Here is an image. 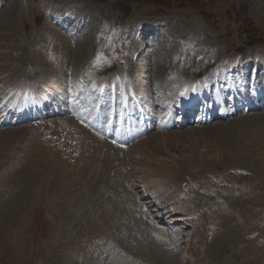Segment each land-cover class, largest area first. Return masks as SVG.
<instances>
[{
  "label": "rangeland",
  "instance_id": "obj_1",
  "mask_svg": "<svg viewBox=\"0 0 264 264\" xmlns=\"http://www.w3.org/2000/svg\"><path fill=\"white\" fill-rule=\"evenodd\" d=\"M262 65L264 0H0V264H264ZM184 82L225 116L180 125Z\"/></svg>",
  "mask_w": 264,
  "mask_h": 264
},
{
  "label": "bare ground",
  "instance_id": "obj_2",
  "mask_svg": "<svg viewBox=\"0 0 264 264\" xmlns=\"http://www.w3.org/2000/svg\"><path fill=\"white\" fill-rule=\"evenodd\" d=\"M254 60H256V58H254ZM260 62H261V60H260ZM120 76V75H119ZM132 76V75H131ZM117 77V76H116ZM128 77H130L129 75H128ZM82 78V77H81ZM119 78V77H118ZM88 79V78H87ZM87 79H85V80H83V83H86V82H89ZM215 80V79H214ZM91 81V80H90ZM114 81L115 80H112V79H110V81L108 82V86H106L105 87V90H107V89H111V92H114L115 90H117V87L118 86H116V85H114ZM119 85L121 86V89H119V87H118V89L120 90V92H121V96H122V101H123V103H125L124 105H128V106H130V102H127L126 100H128V98H130V99H134L135 98V96H136V94H135V92H134V90H133V86L131 85V78H122L121 76H120V79H119ZM110 86V87H109ZM182 87L179 89L180 90V94H181V97H183V101H186V97H185V95L186 94H188V93H186V90L189 88V87H191V85H189V83L188 82H184L183 83V85H181ZM189 86V87H188ZM208 86V85H207ZM45 87V83H43L42 84V89ZM216 88V87H215ZM195 89V88H194ZM217 89H218V87H217ZM214 90H216V89H214ZM221 90V89H220ZM195 92V91H194ZM192 90H191V92H190V95H192V93H194ZM221 92V91H220ZM12 93H14V92H12ZM49 94L50 95H52V92H50L49 91ZM39 96L38 97H40L39 98V100L40 101H44V104H47V103H49V99H48V97H47V95H41V94H38ZM189 95V96H190ZM201 95V94H200ZM32 96H33V93L31 92V88H28V89H25V91H17V92H15L11 97H10V99H9V101H10V103H12L14 106H16L17 108H16V110L19 112V110H21V109H19L20 108V105H18V104H16L15 102L19 99V100H22V101H30V102H32L33 101V98H32ZM42 96V97H41ZM188 96V97H189ZM221 96H222V94H221ZM218 97H220V96H218ZM161 101V99L160 98H154L150 103L153 105V106H160L159 107V111L160 110H162V106H163V104H162V102H160ZM187 105L186 104H184V108L186 107ZM11 109V108H10ZM138 109H141V108H138ZM151 109H154V108H151ZM151 109H150V118L152 117V116H154V115H156L155 113H153L154 115H152L151 113ZM13 110V109H12ZM78 111H80L78 114L76 113V114H74V115H80L81 117H83L84 115H83V113H82V111H81V109H79ZM112 113L114 114V117H113V119L111 120V121H114V122H118V131L119 132H121V133H123V132H125L126 134H124V141H129L131 138H130V134H131V129H128L127 131H125L127 128H129L130 126H131V121H130V118L129 119H127L128 120V122H123V120L125 119V117L126 116H130L131 114H129V113H124V110L121 108L119 111H117V110H113L112 111ZM160 113V112H159ZM168 114H170V112H168ZM157 115H158V113H157ZM17 116H19V114L17 115ZM169 117H170V115H169ZM25 117H19L18 119L19 120H21V119H24ZM11 119V118H10ZM158 120V119H157ZM214 120V119H213ZM74 121V120H73ZM81 122H85V120H80ZM138 121H140V119L138 120ZM75 122V121H74ZM79 122V121H78ZM78 122H75V125L76 126H78ZM86 123V122H85ZM84 123V124H85ZM163 123V122H162ZM83 124V123H82ZM160 125V124H159ZM155 126H156V124H155ZM151 128H154V127H151ZM151 128H148L147 129V131L145 132V133H142V134H139L140 136L141 135H145V134H147L148 133V131H150V129ZM110 128H107V136H109L110 135ZM139 132V130H136L135 131V133H138ZM90 132H87V134H89ZM120 134V133H119ZM139 135H135V137H137V136H139ZM90 136H94L93 134H91L90 133ZM150 136V135H149ZM145 138V139H144ZM143 139V140H142ZM142 139H140V140H138V144H134V146H133V148L132 149H128L127 150V154H129V153H131V151L132 150H134V149H136L135 151H137L138 149H140L141 148V145L142 144H146L149 140H148V136H146V137H143ZM92 141L93 142H97L98 143V148L99 149H103L104 150V152H108L109 151V149H106L107 148V145H106V143H107V141L105 140V139H99V137H93V139H92ZM118 142L116 141V144H117ZM129 143V142H128ZM136 143V142H135ZM118 144H120L122 147H120V148H124L123 147V145H127V144H122V142H119ZM144 146V145H143ZM146 146V145H145ZM160 144H156V143H153L152 141H149L148 142V147H146V148H148V152H150V153H148L149 155L148 156H150L151 158H152V156H151V154H153L154 155V151L155 150H157L158 148L160 149ZM117 149H119V148H117ZM114 150V149H113ZM123 150V149H122ZM125 151V150H124ZM124 151H121L119 154L120 155H122V154H125V152ZM139 152H140V150H138ZM163 151V150H162ZM161 151V152H162ZM99 152H101L102 153V150H100ZM117 152V151H116ZM133 152V151H132ZM138 152V153H139ZM158 152V151H157ZM108 154H109V152H108ZM118 154V155H119ZM144 154V153H143ZM159 154V153H158ZM94 155V154H93ZM131 155V154H130ZM145 155V154H144ZM106 156V155H105ZM132 156V155H131ZM143 155H141L140 157H142ZM127 157H128V155H127ZM133 157V156H132ZM140 157H138V158H140ZM155 158V157H154ZM153 158V159H154ZM143 159V158H142ZM102 160V159H101ZM121 160V159H120ZM128 162L130 161V158L128 157V159H126ZM99 161H100V159H99ZM123 161V160H122ZM126 161V162H127ZM112 163V162H111ZM162 163V162H161ZM160 163V164H161ZM163 164V163H162ZM174 166H176V165H174ZM118 167V166H117ZM157 167V169L158 170H161V171H164L163 173H165L166 174V178H168V177H170L171 178V180H173L175 177H176V175H175V167H170V166H161V165H157L156 166ZM92 168H93V166H92ZM94 168H95V166H94ZM176 168H177V166H176ZM115 169V168H114ZM113 170V169H112ZM154 171V170H153ZM117 172V171H116ZM102 173H103V171H102ZM106 173V172H105ZM121 173V172H120ZM154 173L156 174V172L154 171ZM115 174V173H114ZM111 175V174H110ZM117 175H122V174H118L117 173ZM111 178V177H110ZM117 178V177H116ZM115 178V179H116ZM121 178V177H120ZM113 179V178H112ZM114 179V180H115ZM143 180V179H142ZM115 182H117V180H115ZM185 256V255H184Z\"/></svg>",
  "mask_w": 264,
  "mask_h": 264
},
{
  "label": "water",
  "instance_id": "obj_3",
  "mask_svg": "<svg viewBox=\"0 0 264 264\" xmlns=\"http://www.w3.org/2000/svg\"><path fill=\"white\" fill-rule=\"evenodd\" d=\"M239 51H241V50H239Z\"/></svg>",
  "mask_w": 264,
  "mask_h": 264
}]
</instances>
